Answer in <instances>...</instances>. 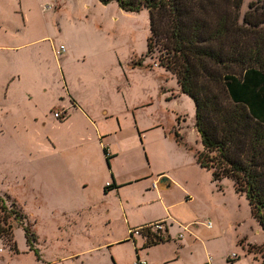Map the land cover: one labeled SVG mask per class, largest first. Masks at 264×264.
Masks as SVG:
<instances>
[{
	"label": "rangeland",
	"instance_id": "1",
	"mask_svg": "<svg viewBox=\"0 0 264 264\" xmlns=\"http://www.w3.org/2000/svg\"><path fill=\"white\" fill-rule=\"evenodd\" d=\"M250 1H243L241 13ZM22 3L26 25L15 29L21 12H16L14 0H0V195L23 215L21 221L8 219L14 233L0 237V264H47L74 246L63 235L67 217L93 220L85 209L75 216L73 208L94 196L77 189L70 177L56 171L50 176L44 167L45 158L57 156L64 147L62 140L56 141L57 148L50 141L72 130L67 127L63 132L59 125L63 118L53 116L54 109L65 105L66 83L73 94L94 106L130 109L121 114L116 133L114 121L105 124L112 134L103 140L110 141L109 147L105 144L109 152L126 148L116 161L136 178L123 189L135 213L143 207L158 210L155 190L151 194L146 187L165 171L168 175L161 176L173 178L174 184L157 191H163L164 203H175L170 213L177 223L189 226L187 232L181 226L180 233L185 237L194 233L205 241L211 232L206 223L219 228L216 239L205 241L209 251L204 258L217 256L216 263L221 264L229 263L226 257L232 253L264 252V230L248 200L231 179L214 181L212 171L197 163L202 143L194 126L195 105L189 95L175 91V77L165 74L168 69L159 63V47L147 52V9L125 12L115 1L98 0ZM4 19L8 23L1 22ZM42 36L46 38L32 42ZM61 46L64 50L58 56L55 48ZM84 131L91 136L90 128ZM65 198L74 204L69 215L63 214ZM89 230L102 234L105 226L91 225ZM79 259L90 261L87 256ZM259 259L262 264L264 253Z\"/></svg>",
	"mask_w": 264,
	"mask_h": 264
},
{
	"label": "trees",
	"instance_id": "2",
	"mask_svg": "<svg viewBox=\"0 0 264 264\" xmlns=\"http://www.w3.org/2000/svg\"><path fill=\"white\" fill-rule=\"evenodd\" d=\"M98 1H115L126 12L147 9V52L159 47L160 65L195 105L197 163L214 181L231 179L264 230V0L250 1L243 13L244 0ZM5 201L0 195V237L14 233L9 218H23Z\"/></svg>",
	"mask_w": 264,
	"mask_h": 264
},
{
	"label": "crops",
	"instance_id": "3",
	"mask_svg": "<svg viewBox=\"0 0 264 264\" xmlns=\"http://www.w3.org/2000/svg\"><path fill=\"white\" fill-rule=\"evenodd\" d=\"M14 4L16 12H21L20 23L17 25L19 27L15 29H23L26 20L22 10V0H14ZM8 21L4 19L1 22L6 24ZM40 38L44 39L46 37H39L32 40V42L38 41ZM164 73L175 77V84L178 88L175 91L181 93L176 76L168 70H164ZM3 97H6V92L3 93ZM61 100H64L63 97H61ZM64 104V106L59 105L60 107L57 109L64 110L63 119L59 125L62 131L67 127L68 129L72 128V130L68 131L66 129L67 131L61 137L59 136L60 139L55 137L50 141L52 148H57L56 141L60 140H62L64 147H61V152L59 151L57 156L50 154L49 158H45V171H48L50 176L53 171H56L70 177L77 189L88 191L87 196H94L90 201L88 200L89 202L85 201L81 205H76L75 208H73L74 204L71 199L65 198L62 206L63 214L67 213L70 207L75 211V216L80 210L85 209L90 217L92 216L93 220L95 218L96 220L86 222L84 219L67 217L63 235L68 242H74V246L70 250L67 249L58 253V257L51 258L47 261V264H133L137 257L145 258L148 264H205L208 258H211L210 264L214 261L217 264V256L210 257L208 255L206 258L204 257L209 251L205 241L216 239L213 237L219 235V228L212 229V224L211 227L205 225V228L211 229V232L208 231L209 234L205 237V241L197 240L199 236L194 233L191 234V237H185L184 233H180L179 229L181 228L184 232L189 231V226L177 223L176 218L170 213V210L175 207V203L168 201L164 203L161 199L163 191H157L159 188L166 190L165 188L174 184L173 178L163 184L159 182L161 175H168L165 171L158 172L157 178L152 179L150 185L146 187V190L151 194H153L151 189L155 190V195L160 200L158 210L153 211L143 207L136 209L137 213H135V209L129 206V196L123 192V189L135 181L136 178L133 175L128 176L127 174L130 172H126L125 168H119L121 166L119 163H122V161L118 162L123 156V150L126 148L123 147L122 151L117 149H111V152L108 151L111 155L109 157V167L103 147L107 148L105 144L109 147L111 143L109 140L104 141L103 139L110 137L112 134L105 124L114 121L113 133H116L118 126H120L118 122L121 114L128 113L130 109L127 106L123 111L115 108L110 109L104 103L94 106L87 99L73 94L67 83ZM74 118H77V121L75 125L70 126ZM86 128H90L91 136L86 135L84 131ZM123 165L125 167V163ZM225 178L227 177L222 178V180ZM107 182L110 184L106 185ZM154 183L156 186L153 185ZM90 186L91 190H88ZM185 192L187 194V191ZM143 195L145 196V193ZM187 196L189 195L187 194ZM155 204L157 205V203ZM98 217L102 220H98ZM161 219L165 220L161 240L147 243L142 235L133 236L132 238L129 236V227L134 228ZM102 224L105 226V231L102 234L90 232L91 225L97 227ZM175 224H178V227ZM193 226L197 227L195 224ZM247 242L253 243L252 241ZM261 253L248 251L247 255L240 256L238 254L235 259H229L230 254L226 257L230 262L225 263V261H222L221 264H261L259 259ZM85 256L90 259L87 263L79 259Z\"/></svg>",
	"mask_w": 264,
	"mask_h": 264
},
{
	"label": "built area",
	"instance_id": "4",
	"mask_svg": "<svg viewBox=\"0 0 264 264\" xmlns=\"http://www.w3.org/2000/svg\"><path fill=\"white\" fill-rule=\"evenodd\" d=\"M49 8H50V6H44L45 10H47ZM63 50H64L63 46L55 49L58 56L61 54V52ZM153 66H157V63L153 64ZM63 113H64V110L62 111V110H56L55 109L53 111V116L56 117L57 119H61L63 116ZM109 184H110L109 182L106 183V185H109ZM153 185L156 186L155 183ZM164 222H165V220L161 219V220H157L154 222H150L148 224L145 223V224L138 226V227H134V228L129 227V229H128L129 236L132 238L133 236L142 235V236H144V239L147 241V243H149L150 241L148 240L147 237L150 236V234L155 233V234H159L160 236H163L161 233H162V230L164 228ZM211 224L212 223L208 222L205 225H206V227H211ZM180 236H182V235L180 234ZM0 251H1V248H0ZM237 256H238V254L232 253L229 256V259H235ZM210 261H211V258H208L205 264H210ZM133 264H148V262L143 257H137L133 261Z\"/></svg>",
	"mask_w": 264,
	"mask_h": 264
},
{
	"label": "water",
	"instance_id": "5",
	"mask_svg": "<svg viewBox=\"0 0 264 264\" xmlns=\"http://www.w3.org/2000/svg\"><path fill=\"white\" fill-rule=\"evenodd\" d=\"M167 180H168V179H167L166 177L161 176L160 179H159V182H160L161 184H163V183H165Z\"/></svg>",
	"mask_w": 264,
	"mask_h": 264
}]
</instances>
